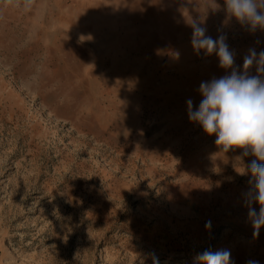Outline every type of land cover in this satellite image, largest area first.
Here are the masks:
<instances>
[{"label": "rangeland", "instance_id": "374dc122", "mask_svg": "<svg viewBox=\"0 0 264 264\" xmlns=\"http://www.w3.org/2000/svg\"><path fill=\"white\" fill-rule=\"evenodd\" d=\"M216 3L0 0V264H194L220 249L264 264L239 174L254 157L188 118L200 83L226 74L193 49V20L226 34L241 69L264 49V30Z\"/></svg>", "mask_w": 264, "mask_h": 264}, {"label": "clouds", "instance_id": "9594fccd", "mask_svg": "<svg viewBox=\"0 0 264 264\" xmlns=\"http://www.w3.org/2000/svg\"><path fill=\"white\" fill-rule=\"evenodd\" d=\"M215 8L220 5L213 0ZM223 9L230 17L245 26L248 31L264 30V0H223ZM191 45L199 54H215L219 67L226 74L209 81H202L199 93L202 99L198 108L193 110V101H186L188 118L197 123L211 136L223 152L242 149L243 157H254L240 175H249L250 188L243 193V206L247 208V218L258 236L264 227V49L257 52L250 48L243 57L242 69L236 65V53L227 43V36L220 33L216 38L207 34V27L193 20ZM255 65L256 75L249 69ZM228 70H231L230 72ZM259 206V211L253 205ZM205 227L211 228V221ZM153 264L159 260L153 257ZM194 264H235L229 249L205 250L197 253ZM245 264H259L249 259Z\"/></svg>", "mask_w": 264, "mask_h": 264}]
</instances>
